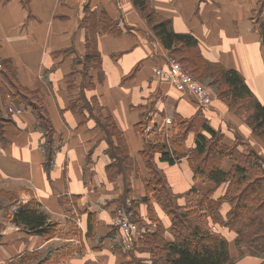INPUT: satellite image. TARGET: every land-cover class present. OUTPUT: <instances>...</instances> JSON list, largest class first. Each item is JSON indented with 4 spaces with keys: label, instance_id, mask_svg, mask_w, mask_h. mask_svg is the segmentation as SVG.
<instances>
[{
    "label": "crops",
    "instance_id": "obj_1",
    "mask_svg": "<svg viewBox=\"0 0 264 264\" xmlns=\"http://www.w3.org/2000/svg\"><path fill=\"white\" fill-rule=\"evenodd\" d=\"M143 1L155 19H168L174 32L192 34L207 60L237 70L254 97L264 102V42L252 16L257 0ZM166 51L133 0H0V62L11 67L21 86L38 91L53 129L50 154L30 109L9 112L8 105L20 103L7 95L1 111L14 119L19 132L11 126L8 140L0 134V189L15 194L9 211L34 196L48 220L57 224L49 238L27 231L4 215L9 200L0 195V264H136L148 253L136 245L122 250L121 234L114 225L123 192L121 177H107L105 131L93 118L81 123V117L68 108L69 100L81 90L88 99L97 98L125 136L135 167L130 182L136 217L146 231H154L158 221L167 230L170 220L149 197L157 221L152 220L142 201L148 174L139 151L145 139L156 140L158 135L167 140L176 115L200 112L224 143L235 144L240 151L258 150L264 157L263 142L228 112L225 102L212 98L211 105L201 108L188 92L153 77L152 67L162 63ZM87 52L100 59L87 72L91 85L83 78ZM147 107L154 109V122L148 129L143 123L141 134L135 125ZM193 146L194 134L189 133L185 151ZM226 159L230 167L229 158L221 166ZM157 165L172 192L179 195L180 205H195L210 190L213 198L225 191V184L214 188L206 179L193 180L186 156L169 165L157 160ZM228 209L224 202L223 219ZM88 212L92 215L87 219ZM209 221L227 239L236 264L260 262L245 247L239 256L235 232ZM87 227L92 236L87 235Z\"/></svg>",
    "mask_w": 264,
    "mask_h": 264
},
{
    "label": "trees",
    "instance_id": "obj_2",
    "mask_svg": "<svg viewBox=\"0 0 264 264\" xmlns=\"http://www.w3.org/2000/svg\"><path fill=\"white\" fill-rule=\"evenodd\" d=\"M133 2L143 12L153 36L170 54L180 55L178 60L184 63L183 67L189 68L196 74L200 83L210 87L217 96L223 98L229 110L240 115L252 133L264 144V102L254 97L243 76L233 68L207 60L192 34L174 32L168 19H155L153 12L146 9L143 0ZM258 3L261 4V17L255 19V25L264 42V0ZM83 59V78L86 79L85 84L91 85L87 72L99 63V55L87 52ZM9 67L5 62L0 65V76L3 78L0 80V134L8 140V128L14 126L19 132L14 119L3 115L1 111V104H5L9 95L20 103L17 106L30 109L35 118V126L45 135V147L51 154L53 149L49 136L53 129L43 100L38 91L21 86ZM68 108L81 117V123L93 118L105 131L106 153L110 158L105 170L109 179L118 175L121 177L124 190L117 200L121 203V198L130 193V174L134 167L123 132L117 127L108 110L101 112L104 109L97 98L92 96L88 99L83 90L69 100ZM198 117L200 118L197 124L194 120ZM172 123L173 129L169 130L167 140H160L158 135L156 140L145 139L139 151L148 174L144 180L146 195L142 201L148 205L150 218L157 221L153 217V204L149 201V197L152 198L168 216L170 225L166 230L158 221L154 231L143 229L135 245L149 253V264H236V260L230 256L227 239L211 228V219V222L235 232L233 243L239 256H243L241 248L245 247L251 256L260 260L258 264H264V173L259 164L263 159L252 149L246 154L234 156L230 145L222 141L221 133L213 129L200 112L190 117L176 115ZM135 130L143 134L142 122L135 125ZM189 133L194 134V146L187 152L185 141ZM183 156L187 157L193 180L206 179L214 188L225 184L224 193L213 198L209 194L212 191L210 190L204 193L195 205L178 204L179 195L172 192L163 170L157 165V160L173 164ZM224 158H230L232 161L226 170L221 166ZM0 195L9 200L8 205L3 208V213L12 222L44 238L54 234L56 222L48 220L47 214L39 209V203L34 196L9 211V206L16 202L14 192L0 189ZM224 202L229 205L225 219L220 213ZM90 215L92 214L88 212L87 219ZM134 215L136 211H133V218ZM87 235H93V231L90 232L88 227Z\"/></svg>",
    "mask_w": 264,
    "mask_h": 264
},
{
    "label": "built area",
    "instance_id": "obj_3",
    "mask_svg": "<svg viewBox=\"0 0 264 264\" xmlns=\"http://www.w3.org/2000/svg\"><path fill=\"white\" fill-rule=\"evenodd\" d=\"M151 71L153 77L156 79H166L173 88L191 94L199 107L204 108L211 105L213 96L211 91H209L210 89L200 83L188 70H185L180 63L170 55H163L162 63L155 64ZM7 110L14 114L21 112V108L18 106L15 107L8 105ZM153 114V112L148 114L150 120H147V122L144 123L145 129H148L154 122ZM167 121L169 120L167 119ZM259 164L261 171L264 173V160L260 161ZM128 204L129 202L127 201L126 205L118 206L115 209L116 215L114 218V225L118 228L121 234L120 242L123 251H127L132 247L133 241L141 232L137 222L132 219V210L129 207L126 208Z\"/></svg>",
    "mask_w": 264,
    "mask_h": 264
},
{
    "label": "rangeland",
    "instance_id": "obj_4",
    "mask_svg": "<svg viewBox=\"0 0 264 264\" xmlns=\"http://www.w3.org/2000/svg\"><path fill=\"white\" fill-rule=\"evenodd\" d=\"M258 1H260V0H257L256 1V6H255V11H253L252 12V16H253V18L254 19H258L259 17H261V15L259 14V7H261V4H259L258 3ZM259 4V5H258ZM166 54H168V55H170L171 57H173L174 59H176L179 63H180V65L183 67V65H184V63H182V62H180L178 59H179V56L180 55H172V54H170V53H168L167 51H166ZM184 68V67H183ZM185 70H188L195 78H196V74L195 73H193V72H191V70L189 69V68H184ZM203 84V83H202ZM204 85V84H203ZM204 86H206V85H204ZM206 87H208V86H206ZM210 90L209 91H211V93H212V96H213V98L215 99V98H217V99H219V100H222L223 102H225L226 103V101L223 99V98H221V97H219V96H217L213 91H212V89L210 88V87H208ZM213 99V100H214ZM213 103H214V101H213ZM227 104V103H226ZM19 107V106H18ZM20 108H22V107H20ZM150 108V107H149ZM147 109H148V107H147ZM229 109V108H228ZM150 110V111H149ZM154 110V109H153ZM153 110L152 109H148V110H145V112H143L142 113V117H141V122H142V124L143 123H146L147 122V120H150V117H148V114H150V112H153ZM101 112L102 113H104V110L102 111L101 110ZM228 112L229 113H231L236 119H238V120H240V119H242L243 120V118L240 116V115H238V114H236L235 112H233V111H231V110H228ZM154 113V112H153ZM200 117H198L197 118V120L195 119L194 121L197 123L198 122V119H199ZM244 121V120H243ZM198 124V123H197ZM163 132H166V131H163ZM240 136V135H239ZM238 137V136H237ZM165 139V138H164ZM238 139V138H237ZM240 140H241V138L240 139H238L236 142H240ZM237 144V143H236ZM230 147H231V151H232V153L234 154V156L236 155V156H239L240 154H246V153H248L249 152V150H250V148H248V150L247 151H240V150H238V149H236V147H235V144H233V145H230ZM253 150V149H252ZM254 151L257 153V155L259 156V157H261L263 160H264V157L262 156V154H260L259 153V151L258 150H255L254 149ZM229 160L231 161V159L229 158ZM229 164H230V162L226 159V161H224V164H222V166H223V169H227L228 167H229ZM169 165V164H168ZM201 179H197V182H199V183H201ZM206 181V180H205ZM123 186V185H122ZM124 190V188L122 187V191ZM143 192H144V195H146V190H145V188L143 187ZM123 193V192H122ZM121 193V194H122ZM133 196H134V194H133V187H132V185H131V182H130V193H129V195L128 196H124L123 198H121V203H118L117 204V207L118 206H124V205H126V202L128 201L129 202V204L127 205V207L126 208H130L131 210H132V212L134 211H136V203H137V201H136V199H134L133 198ZM134 201V202H133ZM120 204V205H119ZM13 209H14V207H12L11 208V210L13 211ZM149 216H150V214H149ZM135 222H137V224H138V226H139V230L142 232L143 231V225H141V223H139V220H138V218H136V215H134V218H132ZM117 229V228H116ZM141 236V234L139 233V236L133 241V243H132V246H134L135 245V243L138 241V238ZM131 249V248H130ZM129 249V250H130ZM129 250H127V251H129ZM145 255V254H144ZM238 259H236V261H237ZM136 262H139L140 264H149V262H150V255H149V253H146V255L144 256V257H141V258H139V259H137V261Z\"/></svg>",
    "mask_w": 264,
    "mask_h": 264
},
{
    "label": "bare ground",
    "instance_id": "obj_5",
    "mask_svg": "<svg viewBox=\"0 0 264 264\" xmlns=\"http://www.w3.org/2000/svg\"><path fill=\"white\" fill-rule=\"evenodd\" d=\"M20 108V107H19ZM21 110H22V108H21ZM16 114V113H15ZM117 228V227H116ZM118 229V228H117Z\"/></svg>",
    "mask_w": 264,
    "mask_h": 264
}]
</instances>
